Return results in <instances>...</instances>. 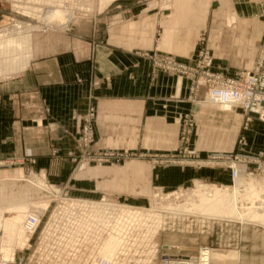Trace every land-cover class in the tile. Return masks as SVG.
I'll use <instances>...</instances> for the list:
<instances>
[{
	"label": "crops",
	"instance_id": "1",
	"mask_svg": "<svg viewBox=\"0 0 264 264\" xmlns=\"http://www.w3.org/2000/svg\"><path fill=\"white\" fill-rule=\"evenodd\" d=\"M164 2L120 0L117 8L73 31L34 33L30 52L16 61L1 60L0 163L15 160L21 166L1 170V175L22 169L40 171L55 182L70 179L74 164L68 153L78 140L75 116L90 107L96 111V150H172L180 142L181 119L190 111L199 113L191 148L201 156H256L264 150V122L253 118L245 126L241 110L205 112L190 101L187 78L158 70L141 56L157 52L193 63L203 45L214 57V72L236 77L253 67L264 41V0H233L239 20L230 27L220 17V0H170L169 8ZM150 158L135 159L128 176L120 169L116 190L108 197L126 200L125 188L169 190L196 179L232 181L227 169L160 167ZM93 187L88 179L73 184L88 194Z\"/></svg>",
	"mask_w": 264,
	"mask_h": 264
},
{
	"label": "built area",
	"instance_id": "2",
	"mask_svg": "<svg viewBox=\"0 0 264 264\" xmlns=\"http://www.w3.org/2000/svg\"><path fill=\"white\" fill-rule=\"evenodd\" d=\"M44 25V24H43ZM48 30L43 27L41 31ZM205 42L204 35L201 36ZM154 68L177 74L190 81L189 98L195 101L200 93L213 105L241 110L246 118L245 126L253 118L264 122V41L259 47L252 69L238 72L236 77H223L212 70L214 57L209 48L201 45L193 63L179 61L174 56L157 52H143ZM96 111L90 107L75 116L78 140L77 146L68 155L75 163L73 172L87 166L118 164L135 154L121 150L93 149V121ZM179 146L161 154L140 153V157L151 160L165 159L180 162L183 157L187 165L197 168L213 165L230 171L233 182L243 167L245 175H252L251 166L264 171V150L256 156L235 153L209 154L205 157L191 148L196 126V116L190 111L181 119ZM243 144V138L239 140ZM61 191L49 192L53 205L43 212L29 214L24 222L29 235L25 249L31 253L15 257L13 264H216L214 261L184 258L169 255V246L159 244V233L164 230L167 212H147L157 205L150 199L148 206L131 204L126 200L111 199L107 193L94 188L87 195L69 194L68 184ZM163 193V190H159ZM125 206L133 209L128 211ZM36 213V214H35ZM161 226L157 229V222ZM112 237L121 241L120 247L106 259L102 253L103 244ZM206 248V247H205ZM8 261V262H11Z\"/></svg>",
	"mask_w": 264,
	"mask_h": 264
},
{
	"label": "rangeland",
	"instance_id": "3",
	"mask_svg": "<svg viewBox=\"0 0 264 264\" xmlns=\"http://www.w3.org/2000/svg\"><path fill=\"white\" fill-rule=\"evenodd\" d=\"M119 1L120 0H0V62L1 60L8 62L11 59L16 61L18 59L17 57L27 53V49L30 52V39L31 35L34 33L55 31V29L41 31L44 26L60 27L66 23L64 22L65 20H60L61 18L57 16H54L51 20H49L51 17V13L49 12L47 19L51 21V23L47 22L45 19V13L47 10L54 9L52 11H62L66 13L65 15L71 14L72 19L65 26V28L57 29L56 31H73V28H75L77 24H80L87 19L98 18L110 9L113 10L117 8ZM142 1L150 3L153 0ZM220 1L221 19L229 27L236 24L239 17L233 9V0ZM150 4H154V2ZM162 5L166 8L172 6L170 0H165ZM115 20L116 16L111 19V21ZM21 25L26 27L23 28L27 29V33L24 34L20 32V36H15L14 38L13 36H10L11 33H13L12 35H17L18 32L16 30H18V27ZM23 28L21 29L23 30ZM12 40L14 41V44H10ZM258 50L256 53L257 55ZM254 65L255 62L253 66ZM200 94L198 99L195 101L190 98L189 99L191 102L203 107L205 112L215 110L218 113L225 115L230 114L231 111H237H221L218 107H216L217 105H211L205 99L204 94H202L201 97ZM192 112L196 116V129L200 120L199 113L194 111ZM124 151L131 152L135 155L132 156V158H126L118 164H104L101 166L89 165L87 167H83L75 171L70 179L59 182L49 179L45 173L43 174L40 171H22V169H18L7 175H1L0 173V215L2 213L5 216H9L10 213H15L21 210L24 213V217L26 213L31 210L43 212L45 207L49 204V202L47 203L45 200L48 201V197L52 198L49 192L55 190V192L59 193L61 191V187L66 183L70 189L68 190L69 194L87 195V190H77L73 188V184L76 181L82 183L86 182L87 179L94 183V187L90 189V191L94 188L107 194L115 191L117 184L115 175L117 172H119L120 169L125 170L127 173H125V171H122V173H124L125 176H128L127 174L133 167L134 160L144 158L139 156V154L142 153L141 151ZM166 152L155 153L161 154ZM70 160L72 161L71 157ZM123 163H125V165L122 168H108V166H115ZM151 163L154 166L160 167L169 165H178L181 167L191 166L185 163L183 157L180 158V162L173 163L165 161V159H157L154 161L151 160ZM73 164L75 165L74 162ZM209 166L215 167L213 165ZM19 167L21 166L15 160L8 163H0V171ZM251 167V170L254 171L253 174L245 175L246 180L244 178H238L236 182L231 181L224 184L209 180L196 179L184 186L163 190V193H159V190L150 191L144 189L143 191H132L127 188L121 190V192H124L125 196H127L126 202L148 206L151 199L157 204L154 210L157 214H161L162 211L167 212L168 216L165 219L164 230L159 233L158 242L159 244L169 246V250H167L169 255L198 259L201 255V251L206 247L211 250V259L216 264H264V216L257 218L250 217V214L256 208L264 210V171L257 169L258 166L256 164ZM194 168L200 169L197 167ZM250 177L253 178L250 179ZM125 178H122V180L127 182V177ZM124 181L122 182L124 183ZM253 182L257 185L255 184L256 187H254L255 189L253 188L254 191L249 193L254 194L255 191L256 193L260 192V196L259 193H255L257 196L256 202L249 205L251 201H247V204V202H245L246 200H242L238 204V208L241 210L248 207L249 209L247 211L249 214L247 211L243 212L245 215H235L237 213H232L228 210L222 213H215L198 210L194 206H189L187 208L182 207V205L198 199L197 190L199 188L204 189V191L209 194L214 193V189H219L226 192L228 194V198H231V195L239 198L244 193L239 187L243 186L245 190V184H251ZM44 187L48 190L50 189V191L46 189V191L40 190ZM246 192H248V189H246ZM133 196H137L138 199H133ZM52 205L53 202L51 200L49 207L46 209H50ZM24 218L19 221L18 228L19 226H22ZM160 221L162 220H159V223ZM161 224L162 223H160L159 227ZM22 235L23 232L21 229L20 231L16 230L15 232L10 231L9 229L0 231V264H13L11 261L13 258V252L15 257L31 253V249L27 250L24 247L22 248L24 243V237ZM112 238L114 239L115 237ZM12 248H15L16 250L13 251ZM112 254H114V252ZM112 254L110 253V255ZM106 256H108V253H106Z\"/></svg>",
	"mask_w": 264,
	"mask_h": 264
},
{
	"label": "bare ground",
	"instance_id": "4",
	"mask_svg": "<svg viewBox=\"0 0 264 264\" xmlns=\"http://www.w3.org/2000/svg\"><path fill=\"white\" fill-rule=\"evenodd\" d=\"M101 5V4H100ZM103 5V4H102ZM52 10H54V9H52ZM52 10H47L46 11V13H45V19L47 20V22H50L51 23V21H49V20H51L54 16H57V17H60L61 19L60 20H65L64 22H66V23H64L63 25H61L60 27H55V26H47V29H52V30H54L55 29V31L57 30V29H63V28H65V26L69 23V21L72 19V15L70 14V15H65L66 13H64V12H62V11H52ZM48 12L49 13H51V17L49 18V20L47 19V15H48ZM66 18H68V19H66ZM22 26V27H21ZM21 26H19L18 27V30H20V31H18V30H16L17 32H18V34L17 35H12L13 33H11L10 34V36H13V38L15 37V36H20V34L21 33H27V29H24V28H26L25 26H23V25H21ZM24 27V28H23ZM21 28H23V30L21 29ZM5 30V29H4ZM21 32V33H20ZM31 34H32V32H31ZM8 36H9V34H8ZM3 42H5V41H3ZM10 44H14V41L12 40L11 41V43ZM20 45V44H19ZM209 104V103H208ZM211 105H213V104H211ZM222 110H224V111H228V107H224V106H219ZM239 170H240V174L236 177V179H235V182L237 181V179L238 178H244L245 180H246V177H245V174H244V172H243V167L241 166L240 168H239ZM254 177V176H253ZM253 177H250V179L251 178H253ZM255 178V177H254ZM249 179V180H250ZM263 181H264V178H263ZM257 182H258V180H257ZM260 183V182H259ZM256 183L255 182H253V183H251V184H245V190H244V187L243 186H240L239 188H240V190H243L242 192H244L239 198H237L236 196H234V195H231L230 197L231 198H228V194L226 193V192H224V191H221V190H219V189H214L213 191H214V193H212V194H209L208 192H205L204 191V189H202V188H199L197 191H198V193H197V198L198 199H195L194 201H192V202H190V203H186V204H184V205H182V207H185V208H187V207H189V206H194V207H196L198 210H203V211H205V212H215V213H222V212H225L226 210H228V211H231L232 213H237V214H235V215H239V214H244L243 212L244 211H247L249 208L247 207V208H245V209H243V210H241V209H239L238 208V204H239V202H241L242 200L243 201H245V202H250L251 201V203H249V205L250 204H253V202L255 203L256 202V200H257V196H256V194H258L259 193V196H260V192H258V193H256V191H255V193L253 194V193H249V192H252V191H254L253 190V188L254 187H256V185H255ZM236 187H237V185H236ZM258 187V186H257ZM46 188L44 187V188H42V189H40V190H45ZM246 189H248V192H246ZM255 189V188H254ZM46 190H48V189H46ZM45 190V191H46ZM258 190V189H257ZM48 191H50V189L48 190ZM55 191V190H54ZM212 191V190H211ZM211 193V192H210ZM195 196V195H194ZM238 196V195H237ZM264 196V195H263ZM196 198V197H195ZM48 199V201L47 200H45V202H49V204H50V202H51V198L50 197H48L47 198ZM192 199V198H191ZM40 200H43V199H40ZM226 201H227V203H226ZM248 202H247V204H248ZM49 204L47 205V207H49ZM47 207H45V210L44 211H46L47 209ZM125 208L128 210V211H130V210H132L133 208L132 207H130V206H125ZM195 208V209H196ZM260 209V208H259ZM258 208H256L251 214H250V217H252V218H257V217H262V216H264V210H259ZM259 211V212H258ZM27 212V211H26ZM34 212H38L37 210H31V211H28L27 213H26V215L23 217V212L20 210V211H17V212H15V213H10V215L9 216H5V215H3L2 213H1V215H0V231H2V230H4V229H9L10 231H16V230H19L20 231V229L22 230V232H23V237H24V243H23V245H22V248L23 247H25L26 245H27V241H28V239H29V235L26 233V231H25V227H24V222H25V219L27 218V216L29 215V214H33ZM39 212H41V211H39ZM147 212H151V213H155L156 214V212L155 211H153V210H148ZM248 212V211H247ZM36 214V213H35ZM248 214H249V212H248ZM247 214V215H248ZM245 215V214H244ZM250 217H248V218H250ZM22 218H24V220H23V222H22V226H19V228H18V224H19V221H21V219ZM21 224V223H20ZM159 225H160V223H159V220H158V222H157V224H156V226H157V229L159 228ZM22 227V228H21ZM22 239V238H21ZM111 238H109L104 244H103V250H101L102 251V253L104 254L105 253V257H106V259H112V257H110V256H112L113 254V252H115L117 249H118V247H120V244H121V241L122 240H120L119 238H117V237H115L114 239L112 238L111 240H110ZM106 247H107V249H106ZM12 250L14 251V250H16L15 248L13 249L12 248ZM106 251V252H105ZM106 253H108V256H106ZM110 253L112 254V255H110ZM13 254H14V252H13ZM212 254H211V250L209 249V248H205V249H203L202 251H201V256H202V258H203V260L204 261H210V260H212L211 259V256ZM199 258V257H198Z\"/></svg>",
	"mask_w": 264,
	"mask_h": 264
}]
</instances>
